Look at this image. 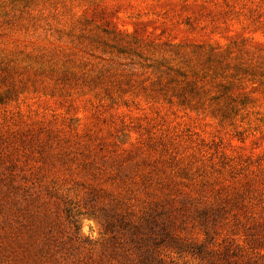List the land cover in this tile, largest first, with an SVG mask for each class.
<instances>
[{
  "label": "rangeland",
  "instance_id": "1",
  "mask_svg": "<svg viewBox=\"0 0 264 264\" xmlns=\"http://www.w3.org/2000/svg\"><path fill=\"white\" fill-rule=\"evenodd\" d=\"M0 264H264V0H0Z\"/></svg>",
  "mask_w": 264,
  "mask_h": 264
}]
</instances>
